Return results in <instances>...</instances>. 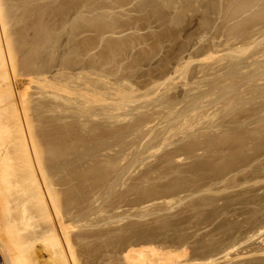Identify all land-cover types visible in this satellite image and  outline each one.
Returning <instances> with one entry per match:
<instances>
[{"label": "rangeland", "instance_id": "rangeland-1", "mask_svg": "<svg viewBox=\"0 0 264 264\" xmlns=\"http://www.w3.org/2000/svg\"><path fill=\"white\" fill-rule=\"evenodd\" d=\"M14 1L17 10H14L17 12L14 19L19 24L17 22L14 29L17 32L13 31V36L17 34L14 38L22 40L23 44L14 40V43H19L17 48L23 51V55L24 51L30 54L31 49L32 55L29 56H36L37 65L41 63L40 60L43 62L41 65H46L44 61H47V68L43 66L46 68L44 75L47 80L54 79L58 83L61 78L63 84L68 81L69 85L76 84L81 88L76 89L73 85L69 88L65 83L63 86L72 91L71 95L60 92L63 87L61 85L59 90H53L54 94H62L66 99L60 95L62 100H59L57 94L58 100L56 97L48 98L51 101L47 105L52 106L47 107L49 126L46 131L53 136L60 132L56 137H60L57 139L61 140V147L79 153L77 157L80 158L81 167L92 166L90 168L93 172L89 168L88 172L93 176L92 185L98 190L92 188L94 192L100 191L95 193L96 196L94 194L95 201L97 196L100 198H97L96 209L99 210V201L102 199V203L105 195L109 200H104V204L108 206L109 203L111 206L108 208L102 203L100 209L104 206L105 210L109 209H103V212L109 211L108 218L111 214L114 220L115 217L123 218L118 219L124 225L127 219V226L137 217L138 222L141 215L148 216L144 220L148 219L146 222L149 224L156 225L158 220L164 222H160V225L158 223L160 229L157 227L154 231L156 226L146 225L145 222V227L143 217L141 225L145 228L137 223L135 226L140 225L141 229L136 226L129 231L123 225L124 230L115 229L119 231L117 234L112 227L118 225V221L108 220L103 215L105 213L99 210V214L95 210L97 212L94 211V217L99 218L96 221L107 219V226L113 230L103 233H112L110 237L116 234L112 237L114 239L104 235L114 247L108 246L107 238L95 234L94 252L102 255L100 259L94 253V256L97 255L95 258L100 259L97 262L123 264L124 251L128 245H140L139 242L146 244L145 241L153 244L154 241L155 246L164 250L171 247L174 250L184 248L188 253L186 259L179 260L177 264H197L206 260L211 264H264V0H200L202 3L199 0H194L196 3L193 0ZM244 7L246 10L251 8L254 14L243 10ZM55 24H59L60 28ZM51 25L59 28L57 32ZM48 26L51 27L50 31ZM42 27L46 30L43 33ZM24 44L28 51L23 48ZM29 56L26 54L25 57L29 59ZM31 63L28 64L32 67L30 69L35 70L36 63L33 66ZM64 78L70 79V82ZM34 85L32 92L35 91ZM88 88L92 96L88 95L89 92L85 95ZM79 95H82L81 98ZM66 101L77 102L73 103L80 106L83 104L86 109L78 111L77 108L82 107L73 106L70 102L64 104L72 106L69 112L62 104ZM75 107L77 111L74 112ZM87 108H90L89 111ZM55 111H62L61 116L66 118L58 121L51 119L57 116ZM56 126L61 127L59 132ZM86 162L88 165H85ZM104 165L108 167L105 169ZM100 169L103 173L108 169L105 176L102 173L104 177ZM84 173L81 181L85 178ZM168 201H173L172 205L169 203L171 207H180H167ZM114 205L116 207L112 208ZM126 212L132 220H128L130 218ZM164 212H169L167 216L170 213L173 216L174 213L179 214V218L175 214L173 219L176 221L178 218V221L184 223L175 222L172 216L168 217L169 220L164 217ZM122 213L127 217L124 218ZM99 215L106 219L103 220ZM150 218L155 222L150 220L151 223ZM109 221L116 223H111L112 226ZM171 221L173 224H170ZM105 222H99L104 225L101 228L99 223L94 228L107 227ZM122 222L119 223L120 228ZM119 226L116 228L119 229ZM150 227L155 228L150 230ZM157 233L167 235L164 238V234L158 236ZM104 242L108 243L109 248L105 247Z\"/></svg>", "mask_w": 264, "mask_h": 264}, {"label": "bare ground", "instance_id": "bare-ground-1", "mask_svg": "<svg viewBox=\"0 0 264 264\" xmlns=\"http://www.w3.org/2000/svg\"><path fill=\"white\" fill-rule=\"evenodd\" d=\"M167 1V0H166ZM197 1V0H196ZM213 1V0H212ZM254 1V0H253ZM262 1V0H261ZM185 2V1H184ZM193 2H195L193 0ZM200 2V0H199ZM197 2V3H199ZM204 2V1H203ZM14 3H16L14 0H0V264H113L112 262H97V255L98 253H96V251L94 252L95 248H94V239H96L95 237H97L96 235H110L107 232L109 230H112L111 227L109 228L108 225V221L107 219L112 221L113 219V215H109L108 216V212L107 209L111 206L108 203L105 205L104 204V200L108 202V197L104 195V197H107L104 199L103 198V205H105L106 207H108L105 210V206L103 207V209L105 210L103 212V209L101 210L100 207L102 208L103 205H101V200L99 201V210H101L104 215V217L106 216V218H102L103 216H101V218L106 221L104 224H106L107 227L100 229L102 226L99 222H104L102 220H97L98 217H94V211L98 210L95 207L98 203H97V198L100 199L98 196L96 199V201L94 200V194L96 192H94V189H97V187L93 184V181H91V179L93 178V176L91 177V173H89V169L90 171H92V166H86L84 167L86 171H84V168L81 167L82 165L79 164L80 162V158H78L77 156H79L77 154L76 151H71L70 149H64L63 147H61V140L59 141L60 137H56L57 134H59V129L61 127L56 126V129L58 130L59 133H55L56 135H48V132L46 131V128L49 126L48 122L49 120H47L49 117H47V103L51 100L48 101L49 99L55 98L60 100L61 98H63L62 94L61 98L60 95H58V93L56 92L54 94L53 90H59L58 88L62 87L64 84L61 81V78L59 81H57L58 83L54 82L50 79V81L54 82V84L52 82H50L49 80H47V76L44 75L45 69L47 68V61H44L46 59H44L45 57L43 56V61L44 63L46 62V68H43V64L41 65L42 60H40V58H38L37 60H40L41 63H38L37 65V61H36V56L33 55L35 57H31L29 56L31 54V51L29 50L30 54L26 51H24V55H23V51L20 48H17V46L20 44H22V40L19 41L18 39H15L17 37L14 38V36H16L17 34H14L15 26L17 25V22L15 21L16 18L15 17V12L14 10H16ZM187 3V1H186ZM196 3V2H195ZM202 3V1L200 2ZM199 3V4H200ZM256 3V2H255ZM118 4V3H117ZM169 4V3H168ZM191 4V3H190ZM194 4V3H193ZM188 5V4H187ZM195 5V4H194ZM193 5V6H194ZM197 5V4H196ZM239 5V4H238ZM242 5V4H241ZM250 5V4H249ZM247 5V8L248 6ZM257 5V4H255ZM169 6V5H168ZM172 6V4H171ZM198 6V5H197ZM201 6V5H200ZM209 6V5H208ZM207 7V6H206ZM213 7V6H212ZM243 7V6H242ZM189 8V6H188ZM202 8V7H201ZM234 8V7H233ZM239 8V7H238ZM241 8V7H240ZM250 8V7H249ZM197 9V8H196ZM205 9V7L203 8ZM236 9V8H235ZM251 9V8H250ZM246 10V8L244 7L243 10L251 11V10ZM262 9V8H261ZM147 10V9H146ZM149 10V9H148ZM210 10V9H209ZM230 10H232L230 8ZM229 10V12H230ZM256 10V9H255ZM258 10V9H257ZM263 10V9H262ZM17 11V10H16ZM79 11V10H78ZM199 11V8H198ZM235 12V10H233ZM237 11V10H236ZM238 11H240L238 9ZM253 11V10H252ZM251 11V13H252ZM204 12V10H203ZM202 12V14H203ZM207 12V11H206ZM217 12V11H215ZM242 12V11H241ZM246 12V13H247ZM259 13V10L257 11ZM261 12V10H260ZM263 12V11H262ZM209 13V12H208ZM227 13V12H226ZM232 13V12H231ZM229 13V14H231ZM238 13V12H237ZM249 13V12H248ZM247 13V14H248ZM257 13V14H258ZM241 14V13H240ZM244 14V12H243ZM254 14V13H252ZM204 15V14H203ZM234 15V14H232ZM231 15V17H232ZM239 15V14H238ZM246 16V15H245ZM250 16V15H248ZM247 16V17H248ZM213 17V16H211ZM225 17V16H224ZM242 17V15H241ZM240 17V18H241ZM246 17V18H247ZM260 17V16H259ZM263 17V16H261ZM229 18V17H228ZM249 18V17H248ZM257 18V17H255ZM264 18V17H263ZM14 19V21H13ZM212 19V18H211ZM224 19V18H223ZM250 19V18H249ZM254 19V17H253ZM238 20V19H237ZM248 20V19H247ZM246 20V21H247ZM255 20V19H254ZM260 20V19H259ZM207 21V20H206ZM212 21V20H211ZM216 21V20H215ZM226 21V20H224ZM234 21V20H233ZM14 22V23H13ZM59 22V21H58ZM68 22V21H67ZM205 22V21H204ZM208 22V21H207ZM206 22V23H207ZM210 22V20H209ZM221 22V21H220ZM231 22V21H230ZM245 22V21H243ZM16 23V24H15ZM61 23V22H60ZM238 23V22H237ZM240 23V22H239ZM19 24V22H18ZM215 24V23H214ZM56 25V24H55ZM42 25L38 26L41 27ZM59 27V24L56 25ZM74 26V25H73ZM76 26V24H75ZM74 26V27H75ZM90 26V25H89ZM203 26V25H202ZM232 26V25H231ZM239 26V25H237ZM242 26V25H241ZM52 29L55 28V26L51 25ZM50 27V28H51ZM208 27V26H207ZM206 27V28H207ZM211 27V24H210ZM248 27V26H247ZM42 33L45 28L42 27ZM48 26L47 29H49V31L51 30ZM60 28V27H59ZM59 28H55L54 30L57 32V30ZM64 28V27H63ZM241 28V27H240ZM57 29V30H56ZM71 29V28H70ZM73 29V28H72ZM231 29V28H230ZM238 28H236L237 30ZM33 30V29H32ZM76 30V29H75ZM239 30V29H238ZM14 31V32H13ZM40 30L38 29V32ZM54 31V33H56ZM48 33V32H47ZM242 33V32H241ZM123 34V33H122ZM244 34V33H243ZM47 35V34H46ZM56 35V34H55ZM58 35V34H57ZM235 35V34H234ZM233 35V36H234ZM49 36V35H47ZM38 37V36H37ZM43 37V36H42ZM41 37V38H42ZM22 38V37H21ZM44 38V37H43ZM46 38V37H45ZM202 38V37H201ZM200 38V39H201ZM231 38V37H230ZM239 38V37H238ZM67 39V38H66ZM255 39V38H253ZM19 41V43H14L15 41ZM45 40V39H44ZM47 40V39H46ZM50 40V39H48ZM75 40V39H74ZM24 41V40H23ZM41 41V39H40ZM198 41V40H197ZM251 41V38H250ZM37 42V41H36ZM118 42V41H117ZM131 42V41H130ZM252 42V41H251ZM250 42V43H251ZM255 42V41H254ZM26 43V42H24ZM29 42H27L28 44ZM39 43V42H38ZM43 44L45 42H42ZM41 43V46H42ZM16 44V45H15ZM26 44V45H27ZM37 43H35L36 46ZM48 44V43H46ZM51 44V43H50ZM54 44V43H53ZM123 44V43H121ZM225 44V43H224ZM23 45V44H22ZM39 45V44H38ZM52 45V44H51ZM22 48V46H19ZM34 47V46H33ZM40 47V46H39ZM43 47V46H42ZM41 47V48H42ZM47 47V46H46ZM50 47V46H49ZM238 47V46H237ZM236 47V48H237ZM248 47L250 48V45H248ZM248 47H246L247 49H249ZM23 48H28L24 47ZM30 48V47H29ZM40 48V53L43 54V52L41 51ZM215 48V47H212ZM240 48V47H239ZM243 48H245V46H243ZM245 48V49H246ZM18 49V50H17ZM34 49V48H32ZM39 49V48H38ZM44 49V48H43ZM53 49V48H52ZM55 49V48H54ZM124 49V48H123ZM219 49V48H218ZM244 49V51H245ZM22 52V55H20ZM24 50V49H23ZM36 50V47H35ZM51 50V49H50ZM58 50V48H57ZM56 50V51H57ZM118 50V49H117ZM192 50V49H191ZM232 50V49H231ZM234 50V49H233ZM240 50H242L240 48ZM28 51V49H27ZM39 51V50H38ZM77 51V50H76ZM236 51V50H235ZM34 52V51H33ZM32 52V53H33ZM54 52V51H53ZM75 52V51H74ZM73 52V53H74ZM234 52V51H233ZM238 52V51H236ZM246 52V51H245ZM20 53V54H19ZM39 53V52H38ZM76 53V52H75ZM74 53V54H75ZM224 53V52H223ZM222 53V54H223ZM240 53V52H239ZM242 53V52H241ZM244 53V52H243ZM29 56L28 58L30 59V57L32 59H30L31 61H29V59H27L25 56ZM66 54V53H65ZM238 54V53H237ZM32 55V54H31ZM40 55V54H39ZM38 55V56H39ZM45 55V54H44ZM67 55V54H66ZM108 55V54H107ZM23 56V57H22ZM41 56V55H40ZM47 56V55H46ZM105 56V55H104ZM111 57V55H110ZM263 57V56H262ZM49 58V57H48ZM116 58V57H115ZM188 58V57H187ZM264 58V57H263ZM27 59V60H26ZM33 59L35 60L33 62ZM42 59V56H41ZM105 59V58H104ZM200 59V58H199ZM68 60V59H67ZM108 60V57L107 59ZM33 65L38 66L37 69H39V67L43 68V69H39V71H35L36 69V65H35V70L33 68L30 69L29 67V62ZM38 61V62H40ZM70 61V60H68ZM74 61V60H73ZM109 61V60H108ZM106 61V62H108ZM250 61V60H249ZM224 62V61H223ZM69 64V62H67ZM91 63V62H90ZM222 63V62H221ZM50 64V63H49ZM72 64V63H71ZM74 64V63H73ZM253 64V63H252ZM51 65V64H50ZM49 65V66H50ZM65 65V64H64ZM182 65V64H181ZM251 65V64H250ZM66 66V65H65ZM68 66V65H67ZM62 67V66H61ZM64 67V66H63ZM62 67V68H63ZM75 67V66H74ZM212 67V66H211ZM32 68V67H31ZM83 68V67H82ZM90 68V67H88ZM257 69V68H256ZM49 70V69H48ZM83 69H81L82 71ZM89 70V69H88ZM91 70V69H90ZM89 70V71H90ZM35 71V72H34ZM92 71V70H91ZM259 71V70H258ZM47 72V70H46ZM239 72V71H238ZM237 72V73H238ZM49 73V72H48ZM88 73V72H87ZM46 74V73H45ZM77 75V74H76ZM63 76V75H62ZM81 76V75H80ZM228 76V75H227ZM52 77V76H51ZM76 77V76H75ZM90 77V76H89ZM103 77V76H102ZM168 77V76H167ZM238 77V76H237ZM49 78V76H48ZM78 77H76V79H78ZM84 78V76H83ZM106 78V77H105ZM63 79V77H62ZM65 79V78H64ZM235 79V78H234ZM57 80V79H55ZM65 80H69L70 79H65ZM61 81V84H60ZM86 84V81H84ZM32 84H35L34 86V90L32 92L33 86ZM53 84V85H52ZM223 84V83H222ZM61 85V86H60ZM67 87L69 85V83L66 84ZM73 86L77 87L76 89H79L78 86H76V84H72ZM69 85V88L72 86ZM88 85V83H87ZM90 85V83H89ZM95 85V84H94ZM122 85V84H121ZM60 86V87H59ZM65 86V85H64ZM62 87V89L60 90V92H65L66 94L68 93L69 95L70 92H72L71 90H68L67 87ZM81 86V85H80ZM92 86V85H91ZM32 87V88H31ZM104 87V86H103ZM102 87V88H103ZM106 87V86H105ZM149 87V86H148ZM218 88V87H217ZM52 89V91H51ZM81 89V88H80ZM79 89V90H80ZM87 89V88H86ZM92 89V87L90 88ZM104 89V88H103ZM48 90H50L48 92ZM73 90V88H72ZM83 90V89H82ZM102 90V89H101ZM144 90V89H143ZM231 90V89H230ZM77 91V90H76ZM91 92V90L85 92V95H87L86 93ZM59 92V91H58ZM78 92V91H77ZM76 92V93H77ZM82 93H84L83 91H81ZM89 92L88 95H91ZM114 92V91H113ZM75 93V92H74ZM72 93V94H74ZM81 93V94H82ZM94 93V92H93ZM126 93V92H125ZM58 96H57V95ZM64 94V93H63ZM67 94V95H68ZM53 95V96H52ZM55 95V96H54ZM84 95V94H83ZM94 95V94H93ZM117 95V94H116ZM244 95V94H243ZM49 96V97H48ZM66 96V95H65ZM82 96V95H81ZM81 96L79 95V97L81 98ZM92 96V95H91ZM90 96V97H91ZM52 97V98H51ZM89 97V96H88ZM89 97V98H90ZM94 97V96H93ZM98 97V96H97ZM112 97V96H111ZM69 98V97H67ZM57 99V100H58ZM63 99H66V97H64ZM71 99V98H70ZM79 99V98H78ZM84 98H82V102ZM86 99V98H85ZM107 99V98H106ZM206 99V98H205ZM229 99V98H228ZM62 100V99H61ZM75 100V98H74ZM95 100V99H94ZM93 100V101H94ZM103 100H105V98H103ZM55 101V100H54ZM81 101V100H79ZM88 100H86L85 102H87ZM63 102V101H62ZM73 106H80L78 104H74L77 102H72L70 101ZM69 102V103H70ZM95 102V101H94ZM68 103L67 101L65 103H62L65 110H67V108L72 109L71 107H67L64 104ZM68 103V104H69ZM80 103V102H79ZM60 104V103H58ZM61 104V105H62ZM82 104V103H81ZM86 104V103H85ZM93 104V103H92ZM96 104V102H95ZM89 104H87L88 106ZM94 105V104H93ZM144 105V104H143ZM142 105V106H143ZM165 105V104H164ZM231 105V104H230ZM52 106V105H50ZM49 106V107H50ZM56 106V105H54ZM53 106V107H54ZM58 106V105H57ZM85 106V105H84ZM106 106V104H105ZM62 107V106H60ZM75 107V111H77L78 109H81L82 111H84L83 109V104L80 106L82 108H77ZM93 107V106H91ZM90 107V108H91ZM104 107V106H103ZM116 107V106H115ZM119 107V105H118ZM51 108V107H50ZM77 108V110H76ZM89 108V109H90ZM49 109V108H48ZM52 109H56V108H52ZM51 109V110H52ZM57 109L59 110V108L57 107ZM61 109V108H60ZM70 109L68 110L70 112ZM74 109V108H73ZM89 109L87 108V111H89ZM108 109V107H107ZM117 109V108H116ZM155 109V108H154ZM50 110V109H49ZM48 110V111H49ZM103 110V109H102ZM105 110V108H104ZM103 110V111H104ZM118 110V109H117ZM138 110V109H137ZM141 110V109H140ZM161 110V109H160ZM63 111V110H62ZM61 111V112H62ZM67 111V113H69ZM72 111V110H71ZM80 111V110H78ZM81 111V112H82ZM86 111V110H85ZM166 111V110H165ZM210 111V110H209ZM57 112V116H55V118H51V119H56L58 120H64L63 118L66 116H61V112L59 113ZM66 112V111H63ZM91 112V111H90ZM89 112V113H90ZM115 112V111H114ZM147 112V111H146ZM175 112V111H174ZM54 113V112H53ZM66 113V114H67ZM73 113V111H72ZM85 113V112H84ZM104 113V112H103ZM50 114V113H49ZM65 114V115H66ZM86 114V113H85ZM88 114V113H87ZM169 114V113H168ZM55 115V114H54ZM76 115V114H75ZM171 115V114H170ZM178 115V114H177ZM68 116H70V113L68 114ZM67 116V117H68ZM73 116V115H72ZM112 116V115H111ZM181 116V115H180ZM216 116V115H215ZM84 117V116H83ZM88 117V116H87ZM189 117V116H188ZM74 118V117H73ZM122 118V117H121ZM132 118V116H131ZM203 118V117H202ZM125 119V118H124ZM55 120V121H56ZM108 123V122H107ZM160 123V122H159ZM54 126V125H53ZM205 126V125H204ZM105 127V125H104ZM143 127V126H142ZM103 128V127H101ZM191 128V127H190ZM105 129V128H104ZM170 129V128H169ZM174 129V128H173ZM208 129V128H207ZM52 130L54 131V129L52 128ZM103 130V129H102ZM56 131V130H55ZM54 131V132H55ZM168 132V131H167ZM172 132V131H171ZM150 134V132H149ZM59 136V135H58ZM102 137V136H101ZM59 138V139H57ZM78 138V137H77ZM129 139V138H128ZM162 139V138H161ZM165 140V139H164ZM76 141V140H75ZM87 141V140H86ZM92 141V140H91ZM145 141V140H144ZM74 142V141H73ZM78 142V141H77ZM164 142V141H163ZM75 143V142H74ZM63 144V143H62ZM163 145V144H162ZM91 147V146H90ZM91 149V148H89ZM156 149V148H155ZM154 150V149H153ZM92 151V149H91ZM124 151V150H123ZM93 152V151H92ZM151 155V154H150ZM183 157V156H182ZM120 159V157H118ZM123 159V158H121ZM180 159V158H179ZM89 160V159H88ZM177 160V159H176ZM181 160V159H180ZM92 161V160H91ZM90 161V162H91ZM107 161V160H106ZM126 161V160H125ZM89 162V163H90ZM122 163V160L120 161ZM115 163V162H114ZM87 164V162L85 163V165ZM92 164V162L90 163V165ZM110 164V163H109ZM106 164V165H109ZM112 164V163H111ZM88 165V164H87ZM84 166V165H83ZM97 166V165H96ZM101 166V165H100ZM118 166V165H117ZM122 166V164L120 165ZM162 166V165H161ZM83 169H81V168ZM99 167V166H97ZM105 169L108 167H106L105 165L103 166ZM102 168V167H101ZM103 168V170H104ZM141 168V167H140ZM114 169V168H113ZM119 169V168H118ZM83 170L85 175V178L89 181L87 183V180L84 178L82 181L81 179L83 177H81L80 172ZM102 169H100L101 171ZM102 170V171H103ZM108 170V169H107ZM106 170V171H107ZM111 170V167H110ZM122 170V167H121ZM97 171V170H96ZM99 171V172H100ZM101 173V176L104 177L106 174L104 171ZM112 171V170H111ZM93 172V171H92ZM114 172V171H113ZM117 172V170H116ZM119 172V171H118ZM89 173V174H88ZM98 173V174H100ZM103 173V175H102ZM121 173V172H120ZM124 173V172H123ZM95 174V173H94ZM112 174V173H111ZM110 174V177H112ZM90 175V176H89ZM116 175V174H115ZM83 176V175H82ZM100 176V177H101ZM122 176V175H121ZM131 176V175H130ZM81 177V178H80ZM101 177V178H102ZM107 177V176H106ZM115 177V176H114ZM113 177V178H114ZM108 178V177H107ZM116 178V177H115ZM129 178V177H128ZM100 179V178H99ZM93 180V179H92ZM105 180V179H104ZM85 181V182H84ZM91 181V182H90ZM108 181V179H107ZM100 183V182H99ZM112 183V182H111ZM109 183V184H111ZM122 184V182H119V184ZM102 184V183H101ZM116 184V183H115ZM118 184V183H117ZM118 184V185H119ZM104 185V184H103ZM108 185V184H107ZM220 185V184H219ZM94 187V189L92 188ZM96 187V188H95ZM103 187V186H102ZM110 187V186H109ZM112 187V184H111ZM121 188V187H120ZM111 189V188H110ZM98 190V189H97ZM104 190V189H103ZM201 190V189H200ZM102 191V189H101ZM105 191H106V187H105ZM108 189H107V193H108ZM94 192V193H93ZM100 192V191H99ZM98 192V193H99ZM104 193V191H103ZM95 194V196H96ZM199 194V193H198ZM183 195V194H182ZM112 196V194H111ZM110 196V197H111ZM113 197V196H112ZM108 199V200H106ZM124 199V198H123ZM171 199V198H170ZM168 199V200H170ZM111 200V198H110ZM117 200V199H115ZM120 200V199H119ZM145 200V199H144ZM150 200V199H149ZM165 200V199H164ZM163 200V201H164ZM177 200V199H176ZM113 201V200H112ZM141 201V200H140ZM148 201V200H146ZM166 201V200H165ZM95 202V203H94ZM105 202V203H107ZM131 202V201H130ZM171 202V203H170ZM173 201H168V206L171 207ZM97 203V204H96ZM116 203V202H114ZM120 203V202H119ZM134 203V202H133ZM138 203V202H137ZM162 203V202H161ZM164 203V202H163ZM165 203V204H167ZM169 203L171 205H169ZM121 204V203H120ZM153 204V203H152ZM174 204V203H173ZM180 201H179V205H180ZM127 206V205H126ZM144 206V205H143ZM166 206V205H165ZM177 205H175L176 207ZM182 206V205H181ZM186 206H188L186 204ZM95 207V209H94ZM116 207V205L112 206V208ZM119 207V206H118ZM117 207V208H118ZM146 207V204H145ZM150 207V206H148ZM169 207V208H170ZM174 207V206H173ZM171 207V208H173ZM174 207V208H175ZM180 207V206H178ZM176 207V208H178ZM183 207V206H182ZM190 207V205H189ZM111 208V210H112ZM120 208V207H119ZM134 208V207H133ZM141 208V207H140ZM147 208V207H146ZM170 208V209H171ZM173 208V209H174ZM188 208V207H187ZM121 209V208H120ZM129 209V208H128ZM153 209V208H152ZM190 209V208H189ZM98 210V211H99ZM109 210V209H108ZM110 210V211H111ZM123 209H121L122 211ZM125 210V209H124ZM143 210V208H142ZM154 210V209H153ZM172 210V209H171ZM171 210H168L169 212H171ZM99 211L98 213L101 214ZM113 211V210H112ZM129 211V210H128ZM127 211V212H128ZM133 211V210H132ZM164 211V210H163ZM167 211V210H166ZM97 212V211H95ZM119 211H117L116 213H118ZM126 212V214H127ZM145 212V211H144ZM156 212V211H155ZM158 212V211H157ZM167 212V213H169ZM186 212V211H185ZM188 212V211H187ZM107 213V215H106ZM112 213V212H111ZM115 213V211H114ZM121 213V212H120ZM159 213V212H158ZM165 213V212H164ZM165 213V215L167 214ZM174 213V212H173ZM139 214V213H138ZM143 214V213H142ZM149 214V213H148ZM151 214V213H150ZM153 214V212H152ZM163 214V213H162ZM177 213H174V216ZM185 214V213H184ZM97 215V214H96ZM95 215V216H96ZM119 215V214H118ZM122 215H124V213H122ZM129 215V214H127ZM133 215V214H131ZM141 215V214H139ZM164 215V214H163ZM171 217V219H173V214L171 215V213L169 214ZM178 218H179V214ZM176 215V216H177ZM192 215V214H191ZM98 216V215H97ZM115 216V215H114ZM120 216V215H119ZM157 216V215H156ZM159 216V215H158ZM170 216H164V217H170ZM112 217V218H111ZM127 216L124 215V218H126ZM134 217V216H133ZM136 217V216H135ZM141 217L143 218L144 215ZM145 217H148L145 215ZM145 217L143 218V220L145 219ZM151 217V215L149 216ZM153 217V216H152ZM163 217V216H162ZM161 217V219H162ZM185 217V216H184ZM190 217V216H189ZM100 218V219H101ZM119 218V217H118ZM116 219L114 221H118V225L115 224L114 222H110L109 221V225L111 223H114L115 225L119 226V223H121L122 221H119V219ZM128 220H132L130 217V215L128 216ZM139 218V217H137ZM133 219V221H131L128 223V226L131 225L130 227L127 226V219L124 221L126 225H124V223L122 222L121 228L119 226V229H117L115 227V225L113 226L112 224V228H114V232L116 230H124V226L127 227V230H131V227H135V224L140 223L141 225V221L142 218L139 219V221L137 222L138 219ZM160 218V217H159ZM157 218V219H159ZM166 218V219H167ZM177 218V219H178ZM182 218V217H181ZM186 218V217H185ZM99 219V218H98ZM123 219V218H122ZM121 219V220H122ZM155 220H157L156 218H154ZM169 220H171L170 218H168ZM167 219V220H168ZM176 219H173L175 222H181L184 223L182 221H178ZM184 219V218H183ZM188 219V218H186ZM191 219V218H190ZM148 221V219H146ZM146 220H144V225ZM152 221L153 219L150 218L149 221ZM166 220V221H167ZM172 220V221H173ZM180 220V219H179ZM150 221V222H151ZM154 221V220H153ZM171 221V222H172ZM185 221V219L183 220ZM192 221V220H191ZM97 222V223H96ZM155 222V221H154ZM161 222V220H160ZM160 222L158 220V222H156V225L153 224H149L148 222H146V225L149 224L150 226H156L155 227H150L149 229L151 230L152 228L155 230H157V227H159ZM99 223V224H98ZM132 223H134L132 226ZM153 223V222H151ZM159 223V225H158ZM101 225L100 228L97 227L96 229L94 227H96V225ZM143 224V223H142ZM155 224V223H154ZM161 224H164V222H161ZM170 224H173L170 223ZM169 224V225H170ZM194 224V223H192ZM124 225V226H123ZM139 225V224H138ZM139 225V226H140ZM145 225V227H146ZM186 225V224H185ZM123 226V229H122ZM137 226V227H139ZM143 225H141L140 227H142ZM165 226V225H164ZM161 225V227H164ZM139 227V228H140ZM144 227V226H143ZM144 227V228H145ZM167 227V226H165ZM164 227V228H165ZM173 227V226H172ZM178 227V226H177ZM184 227V225H183ZM130 228V229H129ZM134 228V229H135ZM148 228V227H147ZM181 228V227H180ZM185 228V227H184ZM116 229V230H115ZM132 228V231L134 230ZM141 229V228H140ZM152 229V230H153ZM160 229V227L158 228V230ZM179 229V227H178ZM104 230V231H103ZM112 230V231H113ZM126 230V229H125ZM139 230V229H138ZM144 230V229H143ZM162 230V229H161ZM160 230V231H161ZM185 230V229H184ZM102 233V234H98ZM107 231L105 234L103 232ZM128 231V232H129ZM146 231V229H145ZM164 231V230H162ZM169 229H167V233H168ZM179 231V230H178ZM177 231V232H178ZM186 231V230H185ZM261 231V230H260ZM97 232V233H96ZM127 232V231H125ZM134 232H136L134 230ZM166 232V230L164 231ZM115 233H119V231H116ZM114 233V234H115ZM137 233V232H136ZM155 233V232H154ZM96 234V235H95ZM114 234L112 235V237L114 236ZM126 234V233H124ZM133 232L131 233L132 236ZM138 234V233H137ZM158 234V233H157ZM164 234V235H163ZM162 235L164 236V238L166 237L165 233H163ZM170 234V233H169ZM172 234V233H171ZM116 235V234H115ZM139 235V234H138ZM136 235V236H138ZM161 234H158V236H160ZM161 235V236H162ZM187 235V234H186ZM258 235V234H257ZM95 236V237H94ZM109 236V237H110ZM119 236V235H118ZM125 236V235H124ZM127 236V235H126ZM156 236V234H155ZM169 236V235H168ZM105 239L107 238L108 243H109V238L104 236ZM110 237V239H114ZM121 239H123V236ZM129 237V235L127 236ZM144 237V236H143ZM175 237V236H174ZM173 237V238H174ZM255 237V236H254ZM118 238V237H117ZM163 238V237H162ZM163 238V239H164ZM168 238V237H167ZM171 238V237H170ZM169 238V239H170ZM177 238V237H175ZM187 237H185L186 239ZM102 239V237H101ZM146 239V238H145ZM156 239V238H155ZM160 239V238H159ZM184 239V238H183ZM253 239V238H252ZM144 240V239H143ZM98 241V240H95ZM103 241V240H102ZM130 241V239H129ZM141 241V240H140ZM151 241V240H150ZM162 242L164 240H161ZM245 241V240H244ZM100 242V241H98ZM97 242V243H98ZM138 242V241H137ZM144 242V241H142ZM146 244H141V242H139L140 245H126L127 248L124 251V263L123 264H177L179 262V260L184 259L186 257V255L188 253H186L187 251L183 248L180 249L181 247L175 248V250L173 249V247L168 248L169 250H164L161 247L155 246L154 245V241L153 244L145 241ZM157 242V240H156ZM155 242V243H156ZM184 242V241H183ZM96 243V242H95ZM96 243V244H97ZM105 243V242H104ZM107 243V242H106ZM105 243V247H107V244ZM111 243V242H110ZM111 247H114L113 243H111ZM120 244V242H118ZM134 243V242H133ZM182 243V242H181ZM243 243V242H242ZM100 244V243H99ZM138 244V243H136ZM165 244V243H164ZM163 244V245H164ZM186 244V243H185ZM184 244V245H185ZM101 245V244H100ZM158 245V244H156ZM96 247V245H95ZM99 247V246H98ZM101 248V246H100ZM105 248V249H106ZM125 248V247H124ZM114 249V248H113ZM173 249V250H172ZM230 249V248H229ZM233 249V248H232ZM107 250V249H106ZM116 249H114L115 251ZM101 251V249H100ZM98 250V252H100ZM105 252V251H104ZM107 252V251H106ZM118 252V251H117ZM94 253L95 256H94ZM110 253V252H107ZM105 253V254H107ZM112 253V252H111ZM121 253V252H120ZM119 253V254H120ZM123 253V252H122ZM118 254V255H119ZM225 254V253H224ZM98 258L102 255L99 253L98 254ZM107 257V255H105ZM115 256V255H114ZM100 257V259H101ZM112 257V256H111ZM204 257V256H202ZM209 257V256H208ZM207 258V257H206ZM205 258V259H206ZM96 259V260H95ZM99 259V260H100ZM107 259V258H106ZM186 259V258H185ZM204 259V258H203ZM204 259V260H205ZM208 259V258H207ZM210 259V258H209ZM232 259V258H231ZM95 260V261H94ZM98 260V261H99ZM119 260V258H118ZM203 260V261H204ZM128 261H132V262H128ZM186 261V260H185ZM212 261V260H211ZM122 262V261H121ZM118 263V262H117ZM193 263V262H192ZM116 264V263H115ZM121 264V263H119ZM197 264H211V262H209V260L204 261V262H197Z\"/></svg>", "mask_w": 264, "mask_h": 264}]
</instances>
